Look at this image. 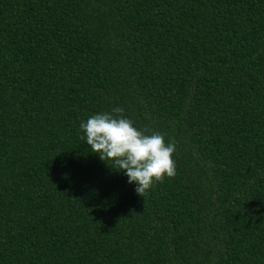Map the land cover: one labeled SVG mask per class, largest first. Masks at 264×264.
<instances>
[{"label":"trees","instance_id":"trees-1","mask_svg":"<svg viewBox=\"0 0 264 264\" xmlns=\"http://www.w3.org/2000/svg\"><path fill=\"white\" fill-rule=\"evenodd\" d=\"M115 107L176 145L144 199ZM0 264H264V0H0Z\"/></svg>","mask_w":264,"mask_h":264},{"label":"clouds","instance_id":"clouds-1","mask_svg":"<svg viewBox=\"0 0 264 264\" xmlns=\"http://www.w3.org/2000/svg\"><path fill=\"white\" fill-rule=\"evenodd\" d=\"M123 111L115 107L111 112L90 116L80 124V138L102 162L124 173L128 183L136 185V194L144 199L155 184L176 176V145L166 143L160 133L146 134L147 129H138Z\"/></svg>","mask_w":264,"mask_h":264}]
</instances>
